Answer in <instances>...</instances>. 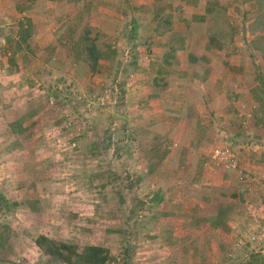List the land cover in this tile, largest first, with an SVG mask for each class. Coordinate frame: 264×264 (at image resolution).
Returning a JSON list of instances; mask_svg holds the SVG:
<instances>
[{"label": "rangeland", "instance_id": "374dc122", "mask_svg": "<svg viewBox=\"0 0 264 264\" xmlns=\"http://www.w3.org/2000/svg\"><path fill=\"white\" fill-rule=\"evenodd\" d=\"M248 4L242 13L246 33L240 34L236 24L233 31L222 15L219 19L225 61L229 65L239 61L248 68L239 72L230 66L229 75L235 76L230 78L234 91L245 75H264L263 56L254 50L264 45V18L256 1ZM14 5L11 0H0V196L11 205L8 208L0 201V264H65L44 254L36 244L40 235L81 247H108L116 258L112 264H164L168 259L153 257L156 220L148 212L158 190L150 188V177L144 176V166L139 162L151 147H143L139 137L144 134L133 130L135 119L128 105L129 89L137 74L157 73L156 79H165L159 67L134 63L137 53L154 51L132 50L129 39L111 40L104 29L100 35L87 29L98 36L102 50L100 61L91 67L82 41L86 29L79 32L83 24L79 26L78 15L71 17L69 3L59 2L49 21L14 16ZM17 10L25 11L22 7ZM14 17L16 22L10 23ZM46 26L55 31L51 46L42 49L39 32ZM231 40L244 46L237 50L235 45V50H230ZM176 53L178 50H171L168 55L173 58ZM254 101L256 121L252 115L248 117L255 126L248 129L245 140L246 146L253 148L242 158L239 148L235 149L242 159L237 170L243 181L236 185L239 200L247 203L238 217L245 223L231 227L229 232L225 227H199L195 235L203 228L220 241L228 237L229 241L209 243L211 251L224 246L227 251L200 259L199 255L207 253L206 246L200 245L191 264H239L254 253L264 255V174H259L264 173V147L254 146L264 136V86L255 89ZM183 165L179 168L186 171ZM195 186L190 184L189 191L206 192L202 196L211 188L209 184ZM227 192L209 196L224 199ZM245 237L251 244L241 241ZM246 245L250 248L247 255L246 251H234Z\"/></svg>", "mask_w": 264, "mask_h": 264}, {"label": "crops", "instance_id": "0c3cea01", "mask_svg": "<svg viewBox=\"0 0 264 264\" xmlns=\"http://www.w3.org/2000/svg\"><path fill=\"white\" fill-rule=\"evenodd\" d=\"M11 1L15 4L11 9L12 15H28L34 21L38 18L49 21L55 15L52 11L59 9V2L69 3L71 17L78 15L79 26H85L79 27V32L82 29H94L100 35L101 29H104L111 40L129 39L128 45L132 50L154 51V54L148 55L144 52L137 53V58H133L137 63L133 62L143 67H159L158 72L165 79H156L157 73L137 74L135 84L129 89L131 92L128 104L132 106L131 114L135 119L132 123L133 130L144 134L142 138L139 137L143 147H151L139 162L144 166V176L150 177V188H156L161 197V202L148 211L155 215L156 220L153 241L156 242L157 249L153 257L162 261L168 259L164 264H170V261L173 264H191L197 258L196 251L200 245L206 246L207 252L204 256L199 255L200 259L213 257L216 251L220 255L226 252L225 246L211 251L209 243L229 241L228 237L220 241L212 236L214 233L211 230L202 228L200 235H195V232H199V227L207 225L213 229L225 227L229 232L231 227L244 222L238 217V212L242 211L243 214L247 203L239 200L240 193L236 185L243 182L239 171L227 170L224 166L217 167L210 157L213 149L221 145L239 148L241 158L253 148L245 144L248 129L255 126L248 116L252 115L254 119L255 89L258 86L263 88L264 75H245L244 80L240 79L236 91L230 87L232 78H235L229 75L230 66L239 72L248 68L239 61H235V65H229L225 61V39L219 19L222 15L228 19V24L232 25L230 27L236 24L239 33L244 34L243 8H248V3L253 4L255 1ZM21 7L25 11L18 13L17 9ZM10 20V23L16 22V17ZM237 24L242 25L239 27ZM46 27L39 32L42 49L51 46L50 40L52 41L55 31H51V26ZM247 42L251 43L250 39ZM235 45L239 46L236 47L237 50L244 46L242 42L231 40L230 50H235ZM98 46L101 54L99 43ZM171 50H178L173 58L168 55ZM254 50L260 52L264 59V51L258 47H254ZM88 65L90 66L89 63ZM247 80L251 83H247ZM194 82H198V85ZM259 130L261 132L263 129ZM257 140L254 146L263 148L264 136ZM209 146L213 148L210 151L207 150ZM181 164H184L183 169L187 168L186 171L179 168ZM190 184H196V188L199 184H215L213 186L217 187L211 186L208 188V195L202 196L206 192L201 195L190 192ZM224 186H228L227 190ZM226 191L224 199L209 196L213 192L219 195ZM243 240L245 244L251 242L246 237L241 239ZM249 245L235 248L234 251H246L244 254L247 255ZM142 264L151 263L146 261Z\"/></svg>", "mask_w": 264, "mask_h": 264}, {"label": "trees", "instance_id": "16d2710c", "mask_svg": "<svg viewBox=\"0 0 264 264\" xmlns=\"http://www.w3.org/2000/svg\"><path fill=\"white\" fill-rule=\"evenodd\" d=\"M254 1L259 4L260 9L262 10L260 17L264 18V4H261L262 0ZM26 34L28 36L29 31ZM97 37L98 36L94 35L90 30H86L82 36V41L86 43L87 61L92 67L96 66L101 59ZM261 39L264 41V35H261ZM259 48L264 51V45ZM109 147H107V149H109ZM0 201H3L8 208H11V205L4 196H0ZM151 202L153 205L150 208H153L161 202L159 193L154 194ZM36 244L43 250L47 257L54 258L65 264H112L116 260L111 250L108 247L101 245L87 244L81 247L71 242L58 241L47 235L38 236ZM260 254L261 253H254L250 255L248 259H243L245 262L239 264H257L258 261L263 262L264 255L261 256Z\"/></svg>", "mask_w": 264, "mask_h": 264}, {"label": "built area", "instance_id": "2783aa9c", "mask_svg": "<svg viewBox=\"0 0 264 264\" xmlns=\"http://www.w3.org/2000/svg\"><path fill=\"white\" fill-rule=\"evenodd\" d=\"M210 160L223 165L228 170L237 171L240 167V157L235 149L229 146H217L213 149Z\"/></svg>", "mask_w": 264, "mask_h": 264}]
</instances>
